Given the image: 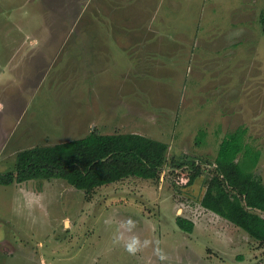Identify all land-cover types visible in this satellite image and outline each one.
Returning a JSON list of instances; mask_svg holds the SVG:
<instances>
[{
  "label": "rangeland",
  "instance_id": "374dc122",
  "mask_svg": "<svg viewBox=\"0 0 264 264\" xmlns=\"http://www.w3.org/2000/svg\"><path fill=\"white\" fill-rule=\"evenodd\" d=\"M143 1L0 0V174L21 151L95 130L169 146L158 181L131 177L90 194L61 179L0 186V264H264L259 241L200 204L220 142L239 129L260 154L254 174L264 184V0H204L194 11L169 0L166 14L160 0ZM238 26L254 33L234 45L221 39L219 54L199 47L192 56L177 42L183 29L185 42L206 41ZM119 27L132 29L122 44ZM137 33L150 45L137 47ZM227 51L230 81L217 83L220 60H201ZM172 160L195 161L202 176L175 188ZM136 241L130 255L125 246Z\"/></svg>",
  "mask_w": 264,
  "mask_h": 264
},
{
  "label": "trees",
  "instance_id": "16d2710c",
  "mask_svg": "<svg viewBox=\"0 0 264 264\" xmlns=\"http://www.w3.org/2000/svg\"><path fill=\"white\" fill-rule=\"evenodd\" d=\"M245 135L246 130L239 129L220 142L200 204L264 246V184L254 174L260 154L243 142ZM168 153V145L143 135H101L95 130L83 139L21 151L14 170L0 174V186L61 179L90 194L131 177L158 181ZM195 163L172 160L171 167L180 170L172 172L175 188L186 190L202 176ZM184 166L190 170H182ZM176 221L182 231L193 232L191 221Z\"/></svg>",
  "mask_w": 264,
  "mask_h": 264
},
{
  "label": "crops",
  "instance_id": "0c3cea01",
  "mask_svg": "<svg viewBox=\"0 0 264 264\" xmlns=\"http://www.w3.org/2000/svg\"><path fill=\"white\" fill-rule=\"evenodd\" d=\"M126 1V0H125ZM213 1V0H212ZM156 1H154V0H145V1H143V3H146V5L147 4H150V3H155ZM167 2H169V0H160V4L161 5H163L164 7H162V12L164 13V14H166V12H169V13H172V11H174V8H172L171 9V6L173 5H171L170 3H167ZM174 2H175V0H174ZM177 2H179V1H177ZM189 2H192V3H189ZM204 2V0H188V2H187V8H189V11H194V9H195V7L199 4V3H203ZM211 3H213V2H211ZM182 5V6H181ZM218 5H216V6H214V7H211L209 10L211 11V13L213 14V15H217V10H218V7H217ZM187 8H185V6H184V4H183V1H180V8H179V10H182L183 12L184 11H187L188 9ZM119 10L122 12V8H119ZM159 11H161V8L159 9V10H157V14L159 13ZM250 13V12H249ZM190 14H192V13H190ZM258 15V14H257ZM261 18V17H260ZM167 20V18L165 17V21ZM254 22H257L256 20H253V22H252V25L253 26H255V23ZM262 23H263V21H262ZM262 26H264V24L262 25ZM121 27V26H120ZM119 27V28H120ZM177 27V26H176ZM118 28V29H119ZM178 28V27H177ZM177 28L175 29V31L177 30ZM127 29H131V28H129V27H122V28H120V33H122L123 34V36H122V38L121 37H116L115 39L117 40V42L118 43H120V44H122L124 41H127V40H129L127 37H125V38H123L124 37V32H128L127 31ZM179 29V28H178ZM132 30V29H131ZM180 30V29H179ZM133 33H136V31H134ZM254 32H253V30H251V28H247V27H242L241 28V26H238V27H233L231 30H229L228 32H225V33H223V34H221V35H219V36H215V35H207V38H208V40H206V41H201V40H189V41H186L185 42V39H186V36L187 35H189V32H187V30L186 29H183L182 31H179L178 33H177V35H176V37H177V42H179L181 45H183L184 47H185V52H187V53H191L192 54V56H196V53H199V47H201V50L202 51H204V50H207V49H211V51H213L214 53H217V54H219V50H216V49H218L219 47H218V43L220 42V40L221 39H225V38H227V39H225V40H228L229 42L231 41V44H236V42H240L241 40L240 39H242V37H243V35H251V34H253ZM191 34V33H190ZM138 33L136 34V41H135V44H136V46L137 47H140L142 44H145L146 46H148V45H150V40H151V38L149 39H147L146 41H145V37H143V38H139L138 36ZM120 36V35H119ZM221 36V37H220ZM220 37V38H219ZM167 38V37H166ZM165 38V39H166ZM238 38H240L239 40H237ZM130 39H132V40H134L133 38H130ZM237 40V41H236ZM145 41V42H144ZM168 41V40H167ZM166 41V42H167ZM137 42H139V43H137ZM94 43V42H93ZM140 43H142L140 46H138V44H140ZM153 43H155V42H153ZM168 43V42H167ZM202 43H204V46H201V44ZM95 44V43H94ZM107 44H103L102 45V47L107 51L105 54H107L108 52H109V48L106 46ZM122 46V45H121ZM190 46H193L192 48H196V49H194V50H191L190 51ZM232 46V45H231ZM102 48V49H103ZM91 49H93V47H90L88 50L90 51ZM103 49V50H104ZM96 50V49H95ZM125 50H127V51H129L130 50V48H128V49H125ZM148 50V47H146V50H144V52L143 51H141V49L140 50H137L136 52H135V54H137V52H143V53H146V52H148L147 51ZM208 50V51H209ZM153 53V52H152ZM233 53V51H227V52H224L223 54H222V56H220L221 58H218V57H215V56H212V58H207V59H202L201 60V65H203L204 66V61L205 62H208V61H211V62H216V61H218V60H220L219 61V63L220 64H222L221 66H219V67H216V66H213V75H214V78H217V80H215L217 83H220V82H222V83H227V82H229L230 81V79L228 78L230 75H229V71L228 72H222L223 70H224V65H223V62H225V61H230L231 59H232V54ZM134 56V55H133ZM209 57V56H208ZM223 57V58H222ZM216 63H214V65H215ZM224 66V67H223ZM216 67V68H215ZM215 68V69H214ZM226 76H228V77H226ZM221 79V80H220ZM141 135V134H140ZM144 137V136H143ZM147 137V136H146Z\"/></svg>",
  "mask_w": 264,
  "mask_h": 264
},
{
  "label": "clouds",
  "instance_id": "9594fccd",
  "mask_svg": "<svg viewBox=\"0 0 264 264\" xmlns=\"http://www.w3.org/2000/svg\"><path fill=\"white\" fill-rule=\"evenodd\" d=\"M147 243H150V241H146V244ZM138 244V241L134 242V243H130V244H127L125 246V250L130 254V255H136L140 249L136 246ZM156 255L158 257V259L163 262V261H166L168 259L167 255L165 254H162V250L157 248L156 250Z\"/></svg>",
  "mask_w": 264,
  "mask_h": 264
}]
</instances>
